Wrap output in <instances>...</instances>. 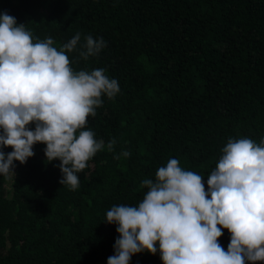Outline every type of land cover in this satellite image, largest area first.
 I'll return each mask as SVG.
<instances>
[{
    "label": "trees",
    "instance_id": "1",
    "mask_svg": "<svg viewBox=\"0 0 264 264\" xmlns=\"http://www.w3.org/2000/svg\"><path fill=\"white\" fill-rule=\"evenodd\" d=\"M4 11L58 50L79 33L65 50L70 67L104 68L120 90L88 117L104 147L76 190L59 183L60 162L46 161L42 143L14 161V176L0 174V264H107L119 234L106 212L138 206L142 181L169 159L207 190L230 138L264 140V0H0ZM88 35L106 47L84 60ZM123 151L131 155L114 158ZM229 241L223 229L225 251ZM129 264L162 261L144 251Z\"/></svg>",
    "mask_w": 264,
    "mask_h": 264
},
{
    "label": "clouds",
    "instance_id": "2",
    "mask_svg": "<svg viewBox=\"0 0 264 264\" xmlns=\"http://www.w3.org/2000/svg\"><path fill=\"white\" fill-rule=\"evenodd\" d=\"M79 40L77 33L59 50L50 37L33 42L23 23L0 12V174L14 176V161L25 164L42 143L46 161L60 162L59 183L76 190L78 173L104 147L85 129L101 96L114 98L119 83L104 68L73 71L65 50L73 51ZM85 41L84 60L106 47L102 37ZM221 151L207 190L202 175L172 158L158 168L155 181H142L147 192L138 206H112L104 222L117 225L119 235L107 264H129L144 251L159 252L162 264L264 262V140L230 138ZM223 229L230 233L226 251L218 242Z\"/></svg>",
    "mask_w": 264,
    "mask_h": 264
}]
</instances>
